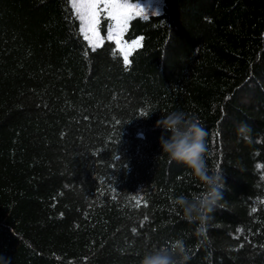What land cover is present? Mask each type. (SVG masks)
Listing matches in <instances>:
<instances>
[{
    "label": "trees",
    "instance_id": "1",
    "mask_svg": "<svg viewBox=\"0 0 264 264\" xmlns=\"http://www.w3.org/2000/svg\"><path fill=\"white\" fill-rule=\"evenodd\" d=\"M147 15L125 67L108 21L91 46L70 0H0V264H139L176 239L188 264H264V0ZM176 109L225 181L204 222L173 203L205 191L162 153L156 121Z\"/></svg>",
    "mask_w": 264,
    "mask_h": 264
},
{
    "label": "clouds",
    "instance_id": "2",
    "mask_svg": "<svg viewBox=\"0 0 264 264\" xmlns=\"http://www.w3.org/2000/svg\"><path fill=\"white\" fill-rule=\"evenodd\" d=\"M155 126L163 130L159 138L162 153L166 154L170 161L184 164L192 176L205 186V191L200 195L192 198L176 197L174 205L182 210L184 218L189 222L206 221L207 214L213 212L218 202L223 199L221 189L225 183L219 170H209L206 167V130L195 118L188 117L180 109L163 113ZM247 129L248 126L242 124L238 131ZM200 232L203 233V229H200ZM189 260L184 241L176 239L168 246H154L147 250L139 264H188Z\"/></svg>",
    "mask_w": 264,
    "mask_h": 264
},
{
    "label": "snow or ice",
    "instance_id": "3",
    "mask_svg": "<svg viewBox=\"0 0 264 264\" xmlns=\"http://www.w3.org/2000/svg\"><path fill=\"white\" fill-rule=\"evenodd\" d=\"M77 18L81 21V32L85 33V39L89 40L94 47H100L104 38L100 35L101 19L108 21V39L116 44L113 55H120L125 67L131 63L130 56L134 49L141 47L143 38L133 40L131 44L123 41V34L129 22L136 17L148 19L145 9L139 4H132L129 0H72ZM154 15L159 11L154 10ZM90 34V35H88ZM142 116L148 115L142 112ZM135 206L139 207L142 200L133 198ZM146 204V202H144ZM252 211H256L255 208ZM133 231H136L133 229Z\"/></svg>",
    "mask_w": 264,
    "mask_h": 264
},
{
    "label": "rangeland",
    "instance_id": "4",
    "mask_svg": "<svg viewBox=\"0 0 264 264\" xmlns=\"http://www.w3.org/2000/svg\"><path fill=\"white\" fill-rule=\"evenodd\" d=\"M70 2H71V5L73 6L72 0H70ZM129 2L132 3V4H139L141 7H143V8L145 9V14H146V15L149 14V13H153L154 10L160 12V11L162 10V5H163V0H138V1H131V0H129ZM73 9H74V8H73ZM79 21H80V20H79ZM80 31H81V21H80ZM81 33H82V32H81ZM82 35H83L84 38H85V33H82ZM88 35H90V34H88ZM100 35H101V37L104 38V36L101 34V32H100ZM105 36L108 37V28H107V33H106ZM137 38H140V36H138V37H136V38H133V39H131V40H125V39L123 38V41H124V42H127V43H129V44H131L132 41H133V40H136ZM87 42H88L91 46H93L89 40H87Z\"/></svg>",
    "mask_w": 264,
    "mask_h": 264
}]
</instances>
